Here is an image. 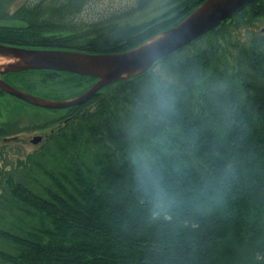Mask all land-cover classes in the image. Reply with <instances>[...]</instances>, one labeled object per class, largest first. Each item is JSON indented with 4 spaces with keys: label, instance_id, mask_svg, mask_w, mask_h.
Segmentation results:
<instances>
[{
    "label": "trees",
    "instance_id": "1",
    "mask_svg": "<svg viewBox=\"0 0 264 264\" xmlns=\"http://www.w3.org/2000/svg\"><path fill=\"white\" fill-rule=\"evenodd\" d=\"M152 0H138L136 10ZM205 0H171L138 25L74 22L81 0H39L8 9L0 0V44L27 49L116 54L171 28ZM264 21L252 0L217 28L153 65L177 81L179 115L172 155L163 158L175 198L154 218L131 162L133 129L151 67L110 84L60 120L23 159L0 170V264H264V34L233 33ZM60 83L50 99L67 100L94 78L47 71L11 73ZM24 88V89H23ZM29 92V91H28ZM2 95L0 91V96ZM49 98V97H48ZM53 112V111H52ZM59 122V123H58ZM54 126V127H52Z\"/></svg>",
    "mask_w": 264,
    "mask_h": 264
},
{
    "label": "water",
    "instance_id": "2",
    "mask_svg": "<svg viewBox=\"0 0 264 264\" xmlns=\"http://www.w3.org/2000/svg\"><path fill=\"white\" fill-rule=\"evenodd\" d=\"M252 0H205L176 25L122 53L90 54L79 51L27 49L0 44V91L31 106L46 110H66L90 100L102 88L137 77L163 58L181 50ZM264 34V26L260 29ZM29 71H53L94 78L81 94L67 100H49L22 91L1 79L2 75ZM36 135L30 144L37 145Z\"/></svg>",
    "mask_w": 264,
    "mask_h": 264
},
{
    "label": "clouds",
    "instance_id": "3",
    "mask_svg": "<svg viewBox=\"0 0 264 264\" xmlns=\"http://www.w3.org/2000/svg\"><path fill=\"white\" fill-rule=\"evenodd\" d=\"M179 104L176 78L163 64L155 65L147 77L139 120L133 129L136 141L144 129L148 134L143 142L133 143L130 154L137 187L150 200L154 218L167 219L175 203L165 181L163 158L172 155V130L179 115Z\"/></svg>",
    "mask_w": 264,
    "mask_h": 264
},
{
    "label": "rangeland",
    "instance_id": "4",
    "mask_svg": "<svg viewBox=\"0 0 264 264\" xmlns=\"http://www.w3.org/2000/svg\"><path fill=\"white\" fill-rule=\"evenodd\" d=\"M37 2L39 0H11L10 7L8 9L9 12L14 11L17 7L28 4L31 2ZM45 2H50L52 0H43ZM81 7L77 14L73 15L74 22L81 24H95L101 21H107L111 18H114L111 23L116 26H125V25H138L142 23L149 22L163 13H165L170 7L168 3L171 0H152L145 8L136 10L137 1L138 0H81ZM264 26V21L260 20L254 24V26L249 27L247 29H240L237 33H233L232 40L235 38L241 41H248L253 36H258L262 34L260 29ZM63 76H58L54 82L43 81L42 76L40 74H29L25 75V77H21L23 81H27L31 83L33 87H38L39 90L41 88L46 91L48 88H52V92H55L56 89L60 88L64 90L67 88V82L63 83L61 79ZM7 80L15 84L16 86H20L17 80L12 76H7ZM24 89V88H23ZM42 90V91H43ZM22 91L28 92L32 95L33 93H37L36 90H27L24 89ZM18 107L20 109L24 118H22V127L26 128H39L45 124L52 125L53 122L55 124L56 121L60 120L64 117V111H53L52 110H42L33 108L29 105L21 104L15 99L9 96H0V117L1 121L5 120V116L10 115V112L17 113ZM13 114V113H12ZM4 115V118H3ZM24 128V130H26ZM27 131V130H26ZM36 149V146H32L31 144H24L23 146H8L7 147V158H19L23 159L25 155L31 153Z\"/></svg>",
    "mask_w": 264,
    "mask_h": 264
},
{
    "label": "flooded vegetation",
    "instance_id": "5",
    "mask_svg": "<svg viewBox=\"0 0 264 264\" xmlns=\"http://www.w3.org/2000/svg\"><path fill=\"white\" fill-rule=\"evenodd\" d=\"M47 72L50 75H54V74L58 75L59 73H63V72H53V71H47ZM1 79L3 81H5L6 83L16 87L15 84H13L12 82L7 80V76L2 75ZM47 88L48 89L46 91H44L43 89H45V88H41V90H39V88L37 87V89L40 91V94H42V98L54 100V99H50V96H49L50 93H53L52 88L51 87H47ZM36 92H38V91L36 90ZM1 93H2L1 96H3V97L8 96V95L4 94L3 92H1ZM35 95L38 96V94H35ZM38 97H41V96H38ZM13 99H15V98H13ZM15 100L21 104L29 105V104H26V103L18 100V99H15ZM29 106H31V105H29ZM31 107L37 108L34 106H31ZM19 109H20V107H18V109H16L17 113H15L13 111L10 112V115L5 116V120H3V121L0 120V170H6V168H7L3 164V158L7 157V154H6L7 150L6 149L8 146H23L26 143L30 144V139L36 135L41 136L42 140H44L45 137L50 132H52V129H53V128L48 127L46 129L39 130L38 128L36 129L34 127H32V128L22 127L21 123L23 120L22 118H24V117H23L21 111L18 112ZM39 109H41V108H39ZM42 110H46V109H42ZM3 118H4V115H3ZM0 119H1V117H0ZM67 119L62 118L60 120L61 123L56 124L55 127L63 125ZM52 127H54V126H52ZM24 128H26L27 131L24 130ZM39 144H37V145L31 144V145L37 147ZM13 159H15V158H13Z\"/></svg>",
    "mask_w": 264,
    "mask_h": 264
},
{
    "label": "bare ground",
    "instance_id": "6",
    "mask_svg": "<svg viewBox=\"0 0 264 264\" xmlns=\"http://www.w3.org/2000/svg\"><path fill=\"white\" fill-rule=\"evenodd\" d=\"M2 61L0 60V63H1Z\"/></svg>",
    "mask_w": 264,
    "mask_h": 264
}]
</instances>
